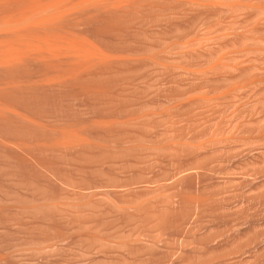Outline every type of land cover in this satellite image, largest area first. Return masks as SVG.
Instances as JSON below:
<instances>
[{"label": "rangeland", "instance_id": "374dc122", "mask_svg": "<svg viewBox=\"0 0 264 264\" xmlns=\"http://www.w3.org/2000/svg\"><path fill=\"white\" fill-rule=\"evenodd\" d=\"M9 1L0 3L2 17L12 18L13 11L12 21L31 19L21 14L34 3ZM151 1L140 9L127 1L129 7L125 2L120 12L109 8L112 1L104 4L108 12L90 3L85 12L79 10L80 20L89 17L86 23L78 20L82 29L75 23L79 12L67 1L70 7L59 4L62 10L54 13H63L57 16L61 27L47 24L45 18H53L44 14L38 16L44 21L37 18L43 29L34 20L36 29L55 26L48 27L51 32L69 25L62 35L45 29L48 39L44 31L34 35L25 19L31 26H25L28 32L22 27L24 33L46 38L55 49L63 36L68 41L73 27L90 36L78 34L83 47L90 46L83 38L94 39L89 41L94 47L102 43L97 52L119 59L127 55L125 61L111 59V65L107 53L100 56L107 59L102 64L99 56L90 57L98 59L93 62L102 73L92 61L97 68L89 69V57L74 58L82 60L77 63L65 55L75 66L87 64L85 71L77 65L76 75L59 52L58 61L56 54L52 58L56 64L44 54L39 64L43 52L39 56L34 50L29 56L35 53L39 62L29 52L28 63L18 51L23 61H17L27 63L15 57L20 66L4 63L19 41L10 45L16 34L9 31L14 34L22 23L14 28L17 20L11 26V20L0 18L8 32L0 35L10 40L12 52L0 42L5 48L0 62L18 66L0 65V264H264V0ZM56 3L48 5V16ZM19 4L29 8L21 13ZM68 7L77 15L65 12L72 14L65 18ZM74 37L69 41L79 45ZM151 60L169 65L157 68ZM63 65L67 72L61 73ZM69 72L81 77L71 75L72 82ZM53 74L59 85L57 78L48 79ZM69 132L83 142L73 145L65 138Z\"/></svg>", "mask_w": 264, "mask_h": 264}, {"label": "bare ground", "instance_id": "6f19581e", "mask_svg": "<svg viewBox=\"0 0 264 264\" xmlns=\"http://www.w3.org/2000/svg\"><path fill=\"white\" fill-rule=\"evenodd\" d=\"M1 1H2L3 3L6 2V0H5V1L0 0V3H1ZM10 1H11V0H10ZM10 1H9V2H10ZM12 1H13V3H12V2H10V3L14 4V1H16V0H12ZM22 1H23V0H22ZM28 1H29V4H30V5H29V4H28V5H29V7H30V6H32V3H34L33 5L35 6V3H37V2L40 1V0H38V1H37V0H33L34 2H31L32 0H31V1L28 0ZM36 1H37V2H36ZM53 1H55V0H53ZM53 1H52V0H49V1L46 0V3H45V0H44V1L41 0V1H40L41 4L38 2L39 5L36 4V5H37L36 7L32 6V7H33L32 9H34L35 13L33 12V10H32L31 8H29V7L27 6V4H25V5H26V7H28V8L30 9V10H28L29 13L26 12V10H27L28 8H26V7H24V6H23L24 8H23V7L20 8V5H21V4H19V6L17 5V6L20 8V10H19V8L17 9V6H15V7H16L15 10H16V12H18V10L21 11L22 8H23V10L26 9V10H25V12H26L25 14H23L22 11H21L22 14H21L20 12L17 13V14H18L19 16L22 15L23 18H25L24 16H25L26 14H28V15L30 14V15H31V19L28 18V17L25 18V19H26V20H27V19H30V22H29V20H28L27 22H28V23H31V25L34 26L33 28H35V30L32 28V31H35V33L33 32L34 35L37 36L36 32L38 33L39 31H40L41 33H42V31H44L43 33H45V35H46V32H48V30L50 31V29H49L48 27H51L52 29H55V28H54L55 26H47V25H45V24H46V23H45V24H44V26H45V27H44V30L36 29L37 26H38V24H37L36 21H34V20L36 19V20L38 21L39 18L41 19V17H38V16H43L42 14H44L45 16L48 17V19H51V17H52L53 19H55L54 22H52L53 19L51 20V22H48L47 18H45L46 20H45V19H41V20H43V21L45 20V21L47 22V24H49V23H51V24L53 23V24H54V23H55L54 25H56V24H58V22H59V24H60V20H62V19L58 20V17H57V16L59 15L60 18H61V17H63V16H62L63 13L59 11V10H62V9H59V4H60L59 1H55V2L58 3V5H55L54 8H53V7H51V8H52L53 10H55L56 8H58V9H59V10H58L59 12L57 11V13H61V14H56V15H55L54 13H56V10L53 11L51 8H49V10L51 9V11H52L51 13H53V14L55 15V17H53V16H54L53 14H51V15L48 16V12H50V11H47V13H46V10H48V5L50 6V5H54V4H55V2L53 3ZM64 1H65V2H64ZM67 1L70 2V0H67ZM67 1H66V0H63V1L61 2L62 4H60L61 7H62V6H64V7H65V6H69V7H70L71 4H66ZM71 1H72V2H71V3H72V7H71V8H73L75 11H78V12H79V10H80V12H85V11H86V8L88 7L87 5H89L90 3L94 4L92 7H93V9L95 8L94 10H96V8H98V7H96L98 4H100V5L102 4L100 8L104 9L103 6H105L106 3H108L107 5H109L110 1H112V2H114L115 5H118V6H114V7H115V8H114V7H113V3L111 2L112 5H111L109 8L112 7V8H113V9H111L112 11H114V9H115L116 12H117V11L120 12V10H122V9H121V7L118 9V7H119L120 5H121V6H122V5H125V2H126V6H127V4H128L129 2H130V4H132V2H133V4H135V6L138 7L139 9L142 8V7H145L144 5H145L147 2H150V0H149V1H146V0H71ZM127 1H128V3H127ZM144 1H145L146 3H143ZM156 1H159V0H156ZM160 1H161V0H160ZM163 1H165V2L167 1V3H168L169 1H174V2H175V1H178V2L180 3V1H181V4L184 3L185 5L188 4V3H192V5H193V4H199V2L197 3L196 0H162L161 2H163ZM195 1H196V2H195ZM26 2H27V1H26ZM50 2H52L53 4H51ZM174 2H173V3H174ZM3 3H2V4H3ZM15 3H17V2H15ZM21 3H22V2H21ZM27 3H28V2H27ZM43 3L47 5V6H46V5H43L44 7H45V6L47 7V9H46V7H45V9H44V10H45V13H46L47 15H46L45 13H42V12H44V10H43L44 7H43V6H42V10H43V11H40V9H39V8H41L40 5H42ZM47 3H49V4H47ZM57 3H56V4H57ZM64 3H65V4H64ZM141 3H142V4H141ZM151 3H152V1H151ZM153 3H156L155 0L153 1ZM153 3H152V4H153ZM170 3H171V2H170ZM170 3H169V4H170ZM179 3H177V4H179ZM208 3H209V2H208ZM208 3L205 4V5H207V6H208V5H211V4H210L211 2H210L209 4H208ZM212 3H213V2H212ZM2 4H1V6H2ZM92 4H91V5H92ZM96 4H97V5H96ZM104 4H105V5H104ZM130 4H128L127 7H129ZM143 4H144V5H143ZM147 4H148V3H147ZM147 4H146V6H147ZM174 4H175V3H174ZM174 4H173L172 7L176 6V4H175V5H174ZM181 4H180V5H181ZM228 4H229V3H228ZM3 5H4V4H3ZM22 5H24V2H23ZM22 5H21V6H22ZM73 5L75 6V8L78 7V6H81V8H78V9L76 8V9H75V8L73 7ZM190 5H191V4H190ZM245 5H246V4H245ZM1 6H0V7H1ZM38 6H39V7H38ZM57 6H58V7H57ZM82 6H84V8H85L83 11L81 10V9H83ZM86 6H87V7H86ZM89 6H90V5H89ZM148 6H150V5H148ZM153 6H154V5H152L151 7H153ZM228 6H230V7L233 6V7H234L233 4H229ZM235 6H236V5H235ZM243 6H244V4H243ZM2 7H4V6H2ZM11 7H13V5H12ZM69 7H68V9L65 8L67 11H66V10H65V11L63 10V11H64V17H65V15H66V16H67V15H68V16H69V15H72V14H68V13H70L71 11H72L71 13H76L73 9H72L71 11H68V10H69ZM107 7H108V6H107ZM107 7L105 6V10H106V11H107ZM124 7H125V6H124ZM131 7H132V6H130V8H131ZM136 7H135V8H136ZM218 7H220V6H218ZM245 7H246V6H245ZM37 8H38V10H39L41 13H39V11L37 10ZM62 8H63V7H62ZM71 8H70V9H71ZM90 8H91V7H89V10L92 11L93 9L91 10ZM132 8L135 9L134 7H132ZM169 8H171V7H169ZM3 9H5V8H3ZM3 9H1V11H2ZM6 9H7V8H6ZM6 9H5V10H6ZM8 9H9V6H8ZM10 9H12V8H10ZM13 9H14V8H13ZM35 9H36V10H35ZM63 9H64V8H63ZM102 9H101V11H102ZM116 9H118V10H116ZM124 9H125V8H124ZM15 10H14V11H15ZM130 10H132V9H130ZM8 11H9V10H8ZM37 11H38V12H37ZM73 11H74V12H73ZM87 11H88V10H87ZM96 11H97V10H96ZM99 11H100V10H99ZM103 11H104V10H103ZM109 11H110V9H109ZM126 11H127V9H126ZM12 12H13V11H12ZM12 12H11V14H12V18H13V13H14V12H13V13H12ZM23 12H24V11H23ZM31 12H32V13H31ZM65 12H68V13L65 14ZM78 12H77V13H78ZM80 12L78 13V15H77V13H76V15H77V22H75V23H76V24L78 23L76 26H77L78 28L80 27L79 29H82V28H84L85 26L82 27L81 24H79V22H82V23L84 22V23H86L85 21H86V19L89 18V17L86 16V17H87V18H86V17H83V16H82L83 18H86V19H84L85 21H84V20H83V21L80 20V17L78 18V16L81 14ZM107 12H108V11H107ZM107 12H105V14H107ZM116 12H115V14L117 15ZM131 12H132V11H131ZM3 13H4V12H3ZM6 13H7V12H5V14H6ZM36 13H38L39 15H38V14L35 15ZM87 13H90V12L88 11ZM87 13H85V14H87ZM94 13H95V12H94ZM99 13L101 14V12H99ZM103 13H104V12H103ZM123 13H125V11H123ZM7 14L9 15V13H7ZM7 14H6V15H7ZM15 14H16V13H15ZM17 14L15 15L16 17H17ZM20 14H21V15H20ZM49 14H50V13H49ZM83 14H84V13H83ZM83 14H81V15H83ZM90 14H92V13H90ZM95 14H96V13H95ZM105 14H103V15H105ZM108 14H109V13H108ZM110 14H114V13L112 12V13H110ZM128 14L131 15V13H127V14L124 15V16H127ZM2 15H3V14H2ZM2 15H0V18H2L1 20H5L6 18L2 17ZM6 15H4V16H6ZM28 15H26V16H28ZM73 15H74V14H73ZM101 15H102V14H101ZM130 15H129V16H130ZM15 16H14V18H16ZM35 16H36V17H35ZM45 16H43V17H45ZM68 16H67V18H68ZM84 16H85V15H84ZM93 16H100V15H94V14H93ZM113 16H114V15H113ZM133 16H134V14H133ZM9 17L11 18V15H9ZM33 17H35V18L33 19ZM74 17H75V15H74ZM90 17H91V16H90ZM105 17H106V19H107V16H106V15H105ZM109 17H112V15H110ZM118 17H119V15H118ZM121 17H123V16H122V13H121ZM3 18H4V19H3ZM10 18L7 17L6 21L12 19V18H11V19H10ZM20 18H21V17H20ZM20 18H19V19H20ZM37 18H38V19H37ZM65 18H66V17H65ZM70 18H71V16H70ZM92 18H93V17H92ZM92 18H91V19H92ZM25 19H24V20L21 19L23 22H21V20H20V22H19V20H17V19H14V20H13L14 22H13L12 20H11V21H7V22H8V23H9V22H10V23L12 22V23H14V24H16V23L18 22V24H16L15 26H14V24L12 25V23H11V24L9 23V25L14 26V28H17L18 25L22 23V24H21L22 26L19 25L20 27H18V28H20V30H21L22 27H23V28H25V26L29 27V25H30V24H28V23L25 21ZM40 19H39V21H40ZM56 19H57L58 21H56ZM63 19H64V18H63ZM73 19H75V18H73ZM81 19H82V18H81ZM96 19H97V17H96ZM104 19H105V18H103V20H104ZM109 19L111 20V18H109ZM118 19H120V18H118ZM118 19H117V20H118ZM128 19H129V17H127V20H128ZM1 20H0V23L2 22ZM16 20H17V22H16ZM31 20H32L34 23H32ZM66 20H67V19H66ZM66 20H65V21H66ZM75 20H76V19H75ZM75 20H74V21H75ZM78 20H80V21L78 22ZM89 20H90V19H89ZM94 20H95V19H94ZM124 20H125V19H124ZM24 21H25V22H24ZM39 21H38V22H39ZM43 21H42V22H43ZM65 21H63V22L65 23ZM69 21H70V20H69ZM72 21H73V20H72ZM72 21H71V22H72ZM87 21H88V20H87ZM97 21H98V20H97ZM99 21H100V19H99ZM106 21H109V20H106ZM121 21H123V20H121ZM121 21H120V22H121ZM3 22H4V21H3ZM3 22H2V24H1L2 26L0 25V31L5 30V24H3ZM42 22H39V24L42 23ZM56 22H57V23H56ZM91 22H93V21H91ZM91 22H90V24H91ZM104 22H105V21H104ZM109 22H110V21H109ZM112 22H113V21H112ZM123 22H124V21H123ZM125 22H126V21H125ZM5 23H6V22H5ZM25 23L28 24V25H26ZM43 23H44V22H43ZM43 23H42L41 25H39L38 27H39V28H42ZM69 23H70V22H68V24H69ZM96 23H97V22H95V24H96ZM106 23H107V22H106ZM117 23H118V21H117ZM23 24H25V25L23 26ZM51 24H50V25H51ZM53 24H52V25H53ZM66 24H67V23H65V25H66ZM71 24H72V23H71ZM88 24H89V23H88ZM90 24H89V25H90ZM92 24H94V22H93ZM92 24H91V25H92ZM97 24L99 25V22H98ZM113 24H114V22H113ZM119 24H122V23H119ZM9 25H7V23H6V27H8L6 30H8V31H9V28H11ZM31 25H30V26H31ZM35 25H37V26H35ZM60 25H61V24H60ZM62 25H63V24H62ZM62 25H61V26H62ZM73 25H74V24H73ZM78 25H80V26H78ZM84 25H85V24H84ZM89 25H88V26H89ZM103 25L106 26L105 23H104ZM109 25L111 26V23H110ZM40 26H41V27H40ZM56 26L58 27L59 25H56ZM61 26H59V27H61ZM68 26H69V25H68ZM68 26H66V27L63 26L64 29H65V30H64V33L68 30V29L66 30V28H68ZM70 26H71V25H70ZM86 26H87V25H86ZM100 26H101V24H100ZM100 26H99V27H100ZM123 26H124V25H123ZM27 27L25 28L26 31H27ZM46 27H47V28H46ZM57 27H56V31L60 30V29L57 30ZM63 27L61 28V30L63 29ZM71 27H72V26H71ZM81 27H82V28H81ZM90 27H91V26H90ZM111 27L113 28V26H111ZM116 27H117V26H115L114 28H116ZM2 28H4V29H2ZM14 28H13V30H14ZM23 28H22L23 31L20 32L21 34H19V35L17 34L18 31H20L19 29H18V30L15 29V30H14V34H12L13 32H12V30L10 29L11 31H9V35L12 36V35H15V34H16V39H15L14 36H13V39H12V37H11V41H10V40H9V41H10V42L13 41V42H12V43H9V44H10V45H11V44H14V43H16V41L19 40V41H18L19 43L17 42V43H18V46H19L20 44H21V45L19 46V48L16 47V46H17V43H16V45L14 44L15 46L13 45L12 48H11V46H10V48L12 49L11 51H14L15 49L17 50V51H16V50L14 51V52H15V55H16L17 57H16L15 55L13 56V54L7 56V54L5 53V54H6L5 56H7V57L10 56V57H9V58H7V57H5V58L2 57V58H1V57H0V60H2L3 58H4V60H5V59H6V60H9V62H8V61L6 62V60L3 61L4 63L6 62V64H7V63L10 64V62L13 61V65H14V64H17L18 66H20V65H19L20 62L17 61V60L19 59V60L21 61L20 58H22V54H23V56H24V59H23V60L26 59L27 62H28V59H29V58H28L26 55H27L31 50H34L35 53L37 52L36 54H38V55H39V52H40V53L43 52V53H41V54H42V55H41L42 57H37L38 55L35 56V58L37 57L38 59H39V58L41 59V61H40L41 63H39V64H42V63H43V62H42V58H43V59L47 58V59H51V60H53L52 58H53L54 54L57 55V56L55 55L54 59H56V58L58 59V54L60 53V54H61V57H63V55H64L63 58H65L66 56H68V58L71 57L70 59H73V61L75 60L74 58H80V59L83 58V59H84V57H86V58L89 57V60H90V61H88L89 64H90V65H89V69H94V67H95V68L98 67L97 69H99V66H97V65H98L99 63L102 64V63H101V62H102V59H103L107 54H108V55H107V58H108V56H109V53H108V52H106L107 54H106V53H105V54H102V53H104L105 51H103V52H97V51H95V50H96L95 48L101 49V48H99V47L102 45V43L99 42L100 40L97 39V41L99 42L100 46L96 47L97 45H96V42H95V45H96V46L94 47V45H91V42H92V40H93V41H95V40H94V39L89 40V39H90V38H89L90 36L88 37V35H85V33H84V34H83V33H80L81 35H82V34L85 35V36H82V37H84V38H85V37H88V38H89V39L86 38V39H87L86 41H84L85 39L83 38V42H84V43H88L90 46H92V48H93L94 50H92L91 47L88 46V47L90 48V51H89L88 47H86L87 44H83V42H82V44L85 45V46L83 47V46L81 45V43H80V42L82 41V37H78L79 32H78L77 30H75V28L73 29V27H72V30H70V27H69L70 32L68 31L67 33H70V36L72 35L71 37H74V36L77 37L78 40H79V41H78L79 45L77 44V42H76L77 45H76V44L74 45L73 43L71 44V41H72V40L69 41L70 38H71L70 36H69V39H68V41H69L70 43H68V41L64 39L66 36H63L64 38H63V37L60 38L61 35H62V32H61V30H60V32H61V35L59 36L60 41H61V42H64V40H65V43L56 42V43H57L56 49H55V47H53V44H52L50 41L48 42V40H47V39H48L47 36H48L49 33L46 35V38H47V39L44 37L45 35L43 36V37L45 38V41L42 40V38H39V39H38L39 41H42V44H43V47H42L41 42H39L38 40H36L38 37H42V36H39V35H38V37L35 36V37H36V39H35L34 35H33V34H30V33H31V32H30L31 29L29 28V29H30V31H29L30 33H28V34H30V35H29L30 37H29V36H27L28 34H26L28 31H27V32L25 31V33H24V30H25V29H23ZM107 28H109V27L107 26ZM114 28H113V30H114ZM117 28H119V26H118ZM121 28H122V27H121ZM1 29H2V30H1ZM42 29H43V28H42ZM45 29H47V31H46ZM52 29H51V31H52ZM87 29H90V28H87V27H86V30H87ZM95 29H96V28H95ZM109 29H111V28H109ZM36 30H37V31H36ZM74 30L77 32V35H76V32H75V34L73 33ZM16 31H17V33H15ZM45 31H46V32H45ZM51 31H50V34H51V33L54 34V33L56 32V31H55V32H51ZM62 31H63V30H62ZM71 31H72V32H71ZM92 31H93V30H92ZM10 32H12V33H10ZM40 32H39V33H40ZM58 32H59V31H58ZM60 32H59V33H60ZM86 32H87V31H86ZM88 32H89V31H88ZM95 32H96V31H95ZM103 32H104V31H103ZM115 32H116V31H115ZM0 33H1V34L4 33V35L6 36V34H7L8 32H7V31H3V32H0ZM5 33H6V34H5ZM23 33H24V35L26 34V36H24V37H28L30 40H29L28 38H24L23 35H22ZM39 33H38V34H39ZM41 33H40V35H41ZM43 33H42V35H43ZM59 33L56 32V34H59ZM67 33H66V34H67ZM90 33H91V32H89V34H90ZM96 33H97V32H96ZM100 33L102 34V32H100ZM110 33H111V32H110ZM50 34H49V35H50ZM80 34H79V35H80ZM92 34H93V33H92ZM7 35H8V34H7ZM31 35H33V37H31ZM63 35H64V34H63ZM68 35H69V34H68ZM68 35H67V38H68ZM90 35H91V34H90ZM103 35H104V33H103ZM105 35H106V34H105ZM5 36H4V37H5ZM17 36H20V37H17ZM96 36H97V35H96ZM0 37L4 38V37L1 36V35H0ZM21 37H22V38H21ZM48 37H49V36H48ZM52 37H53V36H52ZM54 37H55V36H54ZM56 37H58V36L56 35ZM75 37H74V38H75ZM92 37H93V36H92ZM8 38H9V37H8ZM31 38H32V39H31ZM33 38H34V40H35L34 43L37 42V41L39 42V43L37 42L38 44L35 43V45L38 46V45L40 44V45H41V46L39 45L40 48H38L37 46L34 45V43H33V41H32ZM49 38H50V37H49ZM59 38H58V40H59ZM74 38H73V42H74V41H77V38H76L75 40H74ZM93 38H94V37H93ZM97 38H98V37H97ZM6 39H7V37L3 39L4 41L1 39L0 42L3 43V42L6 41L5 43L8 44L9 41H7ZM17 39H18V40H17ZM22 39H24V41H25V40H26V41L24 42ZM51 39H53V38H51ZM54 39L56 40V38H54ZM54 39H53V41H54ZM61 39H62V40H61ZM63 39H64V40H63ZM80 39H81V41H80ZM20 40H22V41H20ZM28 40H29V41H28ZM49 40H50V39H49ZM51 41H52V40H51ZM53 41H52V42H53ZM89 41H91V42H89ZM22 42H24L25 45H24V43L22 44ZM31 42H32L33 46H31ZM44 42L46 43L47 47H46V45H44V44H45ZM1 43H0V45H2ZM27 43H28V44H27ZM49 43H51V44H49ZM53 43H55V41H54ZM58 43H59L60 45H59ZM66 43H68V44H66ZM9 44H8L7 46H6L5 44H3V45L5 46V48L8 47V48H6V50L9 49ZM92 44H94V43H92ZM22 45H23V49L21 48V50H19L20 47H21ZM49 45H51V46H49ZM55 45H56V44H55ZM55 45H54V46H55ZM58 45H59V46H58ZM103 45H104V44H103ZM24 46L26 47V49H27V47H28V49H27V50H24V49H25ZM48 46L51 47V48H49ZM104 46H105V45H104ZM2 47H3V46H2ZM15 47H16V48H15ZM33 47H34L35 49H33ZM36 47H37V48H36ZM41 47H42V48H41ZM52 47H53V48H52ZM101 47H102V46H101ZM3 48H4V47H3ZM5 48H4V49H5ZM13 48H14V49H13ZM17 48H18V49H17ZM31 48H32V49H31ZM84 48H86V49H88V50H86V49H84ZM106 48H107V47H106ZM106 48H105V49H106ZM0 49H1L0 52H2V53H0V54H2V55H0V56H3L4 49H2L1 47H0ZM29 49H30V50H29ZM36 49H37L38 51H37ZM39 49H40V50L43 49V50L40 51ZM2 50H3V51H2ZM6 50H5V52L9 51V52H7V53H9V54L12 53V52L10 51V49L7 50V51H6ZM28 50H29V51H28ZM91 50L93 51V53L97 52L99 55H98V54H97V55H96V54H92V53H91V52H92ZM18 51H19L20 53H22V51H23L22 54H18V55H20V58H18L19 56L17 55V52H18ZM26 51H27V52H26ZM34 51H32V52H34ZM56 51H57V52H56ZM94 51H95V52H94ZM113 51H114V50H113ZM113 51H112V52H113ZM183 51H184V50H183ZM19 52H18V53H19ZM24 52H25V53H24ZM32 52H30V53L28 54V56L31 55ZM58 52H59V53H58ZM62 52H63L64 54H63ZM181 52H182V51H181ZM35 53H33V55H32V56H29V57H32V58H33ZM100 53H101V54H100ZM113 53H114V52H113ZM113 53H112V54H113ZM182 53H183V52H182ZM43 54H44L45 56H46V55H47V56L44 58V55H43ZM114 54H115V53H114ZM120 54H122V53H117L116 56H119ZM50 55H52L51 58L49 57ZM65 55H66V56H65ZM101 55H105V56H102V58H101V57H100ZM124 55H125V54H124ZM124 55H123V56L120 55V56L123 58V59H121V57H120V59L123 60V61H125L124 58H127V55H126V56H124ZM181 55H182V54H181ZM39 56H40V55H39ZM94 56H97V57L99 56V59L101 58V59H100L101 61L98 62V59L95 61L96 58H94V60H92L91 58H93ZM112 56H113V58H110V56H109L108 59H110V60L107 61V59H106V60L103 59V61H107L108 63H110V62L112 63V60H111V59L116 58V57H114L115 55H112ZM14 57H15V58H14ZM26 57H27L28 59H27ZM72 57H73V58H72ZM81 57H82V58H81ZM90 57H91V58H90ZM13 58L16 59V61L19 62V63H17L16 61H14ZM35 58H33V59H35ZM37 58H36V59H37ZM66 58H67V57H66ZM68 58H67V59H68ZM33 59H30V60L32 61ZM38 59L36 60V62H37V61L39 62L40 59H39V60H38ZM57 59H56V60H57ZM67 59H66V61H67ZM120 59H119V57H117V58L115 59V61H117V60L119 61ZM10 60H11V61H10ZM23 60H22V61H23ZM26 60H25V61H26ZM45 60H46V59H45ZM45 60H43V61H45ZM51 60H49V61H51ZM56 60H55V61H56ZM58 60H59V59H58ZM58 60H57V61H58ZM60 60H62V59H60ZM68 60H69V59H68ZM87 60H88V59H87ZM160 60H161V59H160ZM160 60H157V61H156V60H151L152 65L156 66L157 68H161V67H162V68H166L167 65H169V64L167 63V60H163V61H160ZM22 61H21V62H22ZM49 61H45V62L48 63ZM55 61L53 60V62L56 64ZM64 61H65V60H64ZM64 61H63V64H64ZM76 61H77V60H76ZM76 61H74V62H76ZM81 61H82V60H80V61L78 60L77 63H79V62H81ZM91 61H92V62L95 61L96 63L98 62V64H96V63L93 62L94 65L96 64L97 67H96V66L93 67V65L91 66ZM14 62H16V63H14ZM27 62H23V63H20V64H21V65H22V64L24 65V63H27ZM34 62H35V61H34ZM34 62H33V63H34ZM51 62H52V61H51ZM51 62L48 63L49 66H50V63H51ZM53 62H52V63H53ZM61 62H62V61H61ZM61 62H60V63H61ZM69 62H71V63H70L71 65L74 64V63L72 62V60L67 61L68 64H69ZM83 62H84V61H83ZM88 62H87V63H88ZM107 62H106V63H107ZM113 62H114V61H113ZM4 63H1V62H0L1 67H2L3 65H4L3 67H8V68H9L10 66H11V67H15V66H16V65H15V66H13V65L5 66ZM11 63H12V62H11ZM28 63H29V62H28ZM52 63H51V65H52V66L54 65V67H55V64H52ZM60 63L58 62V64H60ZM67 63H66L65 65H67ZM72 63H73V64H72ZM93 63H92V64H93ZM111 63H110V65H111ZM114 63H116V62H114ZM30 64H31V63H30ZM37 64H38V63H37ZM58 64H57V65H58ZM61 64H62V63H61ZM70 64L66 67L67 69H69ZM75 64H76V63H75ZM80 64H81V63H80ZM80 64H76V66L73 65L74 68H72V70H73V69H75V70H73V71H71V72L73 73V72L76 71V69H77V67H78L77 65H79V67H78L79 70H80V66H82V65L84 66L83 68H81L82 70H83L84 68H86V66H87L86 63H84V64H86V66H85L83 63H82V65H80ZM123 64H124V62H123ZM123 64H122V65H123ZM25 65H26V64H25ZM65 65H63L64 68H63V67H60V69H58L57 66H56V68H57L58 70H63V69H64L63 71H61V73H62V72H64V71L66 70ZM105 65H106V64H105ZM105 65H104V66H105ZM118 65H120L119 62H118ZM18 66H16V67H18ZM49 66H47V64L45 65V67H49ZM52 66H50V67L53 68ZM58 66H61V65H58ZM100 66H101V65H100ZM104 66H101V67H104ZM108 66H109V65H108ZM108 66H105V67H108ZM21 67H22V66H21ZM35 67H36V66H35ZM38 67H39V66H38ZM75 67H76V68H75ZM109 67H110V66H109ZM116 67H117V66H116ZM120 67H121V66H120ZM122 67H123V69H124V66H122ZM168 67H169V66H168ZM32 68H33V66H32ZM51 68H49V70H50ZM56 68H55V69H56ZM61 68H62V69H61ZM70 68H71V66H70ZM114 68H115V67H114ZM117 68H119V67H117ZM117 68H116V69H117ZM44 69H45V68H44ZM86 69H88V67H87ZM101 69H102V68H101ZM107 69H108V68H107ZM119 69H120V68H119ZM123 69H122V70H123ZM46 70H48V68H47ZM46 70H45V72H46ZM95 70H96V69H95ZM99 70H100V69H99ZM113 70H115V69H113ZM69 71H70V69H69ZM80 71H81V70H80ZM83 71H85V70H83ZM83 71H82V72H83ZM101 71H102V70H100L99 72H101ZM115 71H116V70H115ZM115 71H114V72H115ZM47 72H49V71H47ZM56 72H58V71H56ZM66 72H67V70H66ZM66 72H65V74H64V73H63V74L66 75V74H67ZM97 72H98V70L96 71V74H97ZM99 72H98V74H100ZM109 72H110V71H109ZM109 72H108V73H109ZM111 72H113V71H111ZM52 73H54L53 70H52ZM59 73H60V72H59ZM59 73H58V74H59ZM69 73H70V72H69ZM69 73H68V75H69ZM87 73L90 75V71L87 72ZM101 73H102V72H101ZM104 73H105V72H104ZM118 73H120V72H118ZM46 74L49 75V73H46ZM75 74L77 75V72H75ZM75 74H74V75H75ZM78 74H79V71H78ZM80 74H81V73H80ZM83 74H84V73H83ZM83 74H82V75H83ZM91 74H93V72H92ZM94 74H95V72H94ZM64 75H63V76H64ZM71 75L73 76V74L70 73V75H69L70 77H68V78L71 79V80L69 79L70 81H72V77H71ZM76 75H75V77H74V76H73V77L76 78V77L79 76V75H78V76H76ZM84 75H85V74H84ZM84 75H83V77L86 76V75H85V76H84ZM44 76H45V75H44ZM50 76H51V74H50ZM50 76H49L48 79H51L50 81H52V82H55V81L58 80L57 82H58V85H59V83H60V80H59L60 77L58 76V78H59V79H58V78L56 77V74H55V76H54V74H53V76H54L55 78H50ZM93 76H95V75H93ZM97 76H98V75H97ZM106 76H107V75L102 76V77H106ZM64 77H65V76H64ZM80 77H81V75H80L78 78H80ZM90 77H91V76H90ZM56 78H57V80H55ZM68 78H67V79H68ZM85 78H86V77H85ZM95 78H98V77H95ZM63 79H65V82H66L67 79H66V78H63ZM76 79H77V78H76ZM98 79H99V78H98ZM105 79H106V78H105ZM46 80H47V79H46ZM46 80H44V81H46ZM44 81H43V83H45ZM50 81H49V82H50ZM70 81H69V82H70ZM77 81H78V80H76V82H77ZM79 81H80V79H79ZM79 81H78V82H79ZM86 81H87V80H86ZM89 81H91V80L89 79ZM102 81H103V80H102ZM104 81H106V80H104ZM47 82H48V80H47ZM62 82H63V80H62ZM67 82H68V80H67ZM72 82H73V81H72ZM85 83H86V82H85ZM96 83H97V82H96ZM106 83H107V82H106ZM56 84H57V83H56ZM56 84H55V85H56ZM69 84H70V83H69ZM69 84H68V85H69ZM76 84H77V83H76ZM90 84H92V81H91ZM98 84H99V83H98ZM51 85H53V84H51ZM62 85H65V84H62ZM83 85H85V84H83ZM83 85H82V87H83ZM102 85H103V84H102ZM104 85H105V83H104ZM106 85H107V84H106ZM95 86H96V85H95ZM95 86H94V87H95ZM99 86H100V85H99ZM86 87H87V86H86ZM90 87H91V86H90ZM96 87H97V86H96ZM92 89H93V87H92ZM94 89H95V88H94ZM96 89H98V88H96ZM100 89H101V88H100ZM102 89H103V87H102ZM92 91H93V90H92ZM94 92H96V91H94ZM0 108H1V107H0ZM68 130H69V129H68ZM64 131H66V130H64ZM71 131H72V130H71ZM61 132H62V131H61ZM74 133H75V131H74ZM74 133L71 134V135H69V134H70V132H69V133H67V136H66V137L64 136L65 138L69 137L70 139H69V138H67V139H69L70 141L72 140V141H73L72 144L75 143L76 140H77V142H80V140L78 141V139H79L80 137L75 136V135H77V134H74ZM77 133H78V131H77ZM68 135H69V136H68ZM72 135H74L73 137H75V139L71 138ZM62 138H63V136H62ZM67 139H66V140H67ZM62 140H64V138H63ZM81 140H83V139H81ZM86 140H87V139H86ZM64 141H65V140H64ZM74 141H75V142H74ZM67 142H68V141H67ZM77 142H76V144H78ZM81 142H83V141H81ZM81 142H80V143H81ZM62 143H63V142H62ZM69 143H71V142H69ZM76 144H73V145H76ZM87 144H88V143H87ZM59 146H60V145H59ZM70 146H71V145H70Z\"/></svg>", "mask_w": 264, "mask_h": 264}]
</instances>
